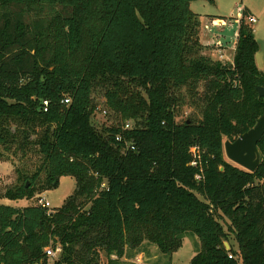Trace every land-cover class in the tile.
Masks as SVG:
<instances>
[{
	"label": "trees",
	"instance_id": "16d2710c",
	"mask_svg": "<svg viewBox=\"0 0 264 264\" xmlns=\"http://www.w3.org/2000/svg\"><path fill=\"white\" fill-rule=\"evenodd\" d=\"M192 1L0 0V159H40L0 198L76 180L60 207L0 202V264H137L150 245L172 264L186 238L191 264H264V135L254 172L224 151L264 115L260 46L244 11L233 61L205 55ZM98 87L136 125L96 128ZM184 88L200 119L176 120Z\"/></svg>",
	"mask_w": 264,
	"mask_h": 264
},
{
	"label": "rangeland",
	"instance_id": "374dc122",
	"mask_svg": "<svg viewBox=\"0 0 264 264\" xmlns=\"http://www.w3.org/2000/svg\"><path fill=\"white\" fill-rule=\"evenodd\" d=\"M202 3H206L205 5L214 10V4H208L207 2H203L202 0L198 1L195 4L194 10H201ZM210 5V6H209ZM249 8L252 13H254L256 18H258L257 22L253 24L255 27V34L257 41L260 45L259 47V61L261 62L264 59V0H224L221 2V7L223 8V14L227 19L233 21V19H240L243 17L244 9ZM204 8V7H203ZM192 9V8H191ZM204 10V9H203ZM250 15V14H249ZM248 21V18L246 19ZM249 22V21H248ZM206 46V45H205ZM209 47V46H207ZM211 50V49H210ZM209 51H204L205 55L211 57ZM220 58V57H219ZM223 62H230L228 59H224ZM186 88L182 90L185 99L184 101L178 105L176 108V120L178 122H183L189 118L200 119V102L199 100H194L190 97V95L186 94ZM202 91V90H200ZM93 102L96 105V110L92 116V124L101 129L103 127L112 125V124H120L122 125L124 122L121 115L112 109L107 104L106 98V89L105 87L95 88L93 93ZM132 126L136 125V120H128ZM227 138H224L226 141ZM37 149V148H36ZM15 150V149H14ZM14 150L10 152H4L3 158L0 159V194L2 195L8 188L13 187L19 182V173L24 171H29L32 173L36 167L40 163L39 154L33 149L29 151L28 155L24 157L22 152L14 153ZM225 159L232 164L238 166L234 162L228 159L225 155ZM240 167V166H238ZM76 188V180L71 176H62L60 178L59 184L57 187H54L48 191H42V193L36 194L34 197L30 199H24L19 201H13L6 198H0V202L12 205V206H26V205H38L39 197L42 196L43 199L50 202L52 208L60 207L65 202V200L74 193ZM39 192V188L37 189ZM36 192V193H37ZM226 229L228 228V224L225 221L222 222ZM199 244L201 245V241L197 238ZM230 241L237 249V243L234 239L233 235H230ZM149 251L146 253H140L135 258L131 259L132 263L137 264H167L169 261L167 255L161 254L155 245L148 246ZM194 245L191 239L186 238L183 241V246L176 251L172 256V264H191V260L195 256ZM59 253L56 257H50L49 262L53 263L55 259H57ZM102 264H107V259L103 255Z\"/></svg>",
	"mask_w": 264,
	"mask_h": 264
},
{
	"label": "crops",
	"instance_id": "0c3cea01",
	"mask_svg": "<svg viewBox=\"0 0 264 264\" xmlns=\"http://www.w3.org/2000/svg\"><path fill=\"white\" fill-rule=\"evenodd\" d=\"M198 1H192L191 8L194 12L200 15L199 18L201 25H200L199 36L201 43L211 48L209 54L211 55V58H213L214 60L220 61L219 56L222 53L224 59L226 60L228 59L229 61L232 62L239 38L240 22L243 17L240 19L239 18L233 19L232 21L222 16L224 15L223 14L224 10L221 7V2L224 0H214V3H211L215 5L214 10L211 9L210 7L208 8L205 5L206 3H202L204 5H202L201 10L199 11L194 10L193 6H195V4H197ZM202 1L210 4L208 1H204V0ZM244 11H247L250 14L249 16L255 15L254 13H252V11L249 8H247V6L244 9ZM254 31H256L255 27H254ZM258 53L259 51L256 53V64L259 70L264 71V59H262V61L260 62Z\"/></svg>",
	"mask_w": 264,
	"mask_h": 264
},
{
	"label": "water",
	"instance_id": "95a60500",
	"mask_svg": "<svg viewBox=\"0 0 264 264\" xmlns=\"http://www.w3.org/2000/svg\"><path fill=\"white\" fill-rule=\"evenodd\" d=\"M260 96L264 97V87H257ZM264 135V115L258 119L256 125L240 135L235 140L224 142L225 155L229 160L250 172H254L261 161L258 143ZM225 247L230 249L228 242Z\"/></svg>",
	"mask_w": 264,
	"mask_h": 264
},
{
	"label": "built area",
	"instance_id": "2783aa9c",
	"mask_svg": "<svg viewBox=\"0 0 264 264\" xmlns=\"http://www.w3.org/2000/svg\"><path fill=\"white\" fill-rule=\"evenodd\" d=\"M257 20H258V19H257L255 16H248V21H249L250 23H252V24L256 23ZM219 57H220V58H219L220 61H223V60H224V56H223L222 53L220 54ZM68 102H69V100H66V103H68ZM45 104H47V102H45ZM124 128H125V129H130V128H132L131 123H130V122H126L125 125H124ZM118 140H121V137H118ZM197 178H200V177L198 176ZM103 186H104V185H103ZM39 204L42 205V206H44V207H47V208H49V209H52V206H51L50 202L47 201V200H45V199H43V198H41V199L39 200ZM59 252H60V247H58L57 249H54V248H52V247H48V248L46 249V253H47V255H48L49 257H56L57 254H58Z\"/></svg>",
	"mask_w": 264,
	"mask_h": 264
}]
</instances>
